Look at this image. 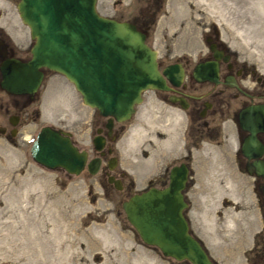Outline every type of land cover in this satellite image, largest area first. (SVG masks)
I'll use <instances>...</instances> for the list:
<instances>
[{
	"label": "rangeland",
	"instance_id": "obj_1",
	"mask_svg": "<svg viewBox=\"0 0 264 264\" xmlns=\"http://www.w3.org/2000/svg\"><path fill=\"white\" fill-rule=\"evenodd\" d=\"M112 5L113 0H98L96 7L112 17ZM14 21L25 25L16 9L0 14V24ZM209 25L225 40L230 25L236 30L239 25H261L264 36V0H165L150 29L149 44L159 58L167 50L173 55L193 52L204 48ZM23 30L29 36L28 27ZM48 72L30 105L38 108V114L31 112L32 107L20 111V134L14 140L0 134V263L191 264L165 257L145 244L122 209V201L144 190L149 181L166 184L170 167L184 160L190 169L183 191L189 230L215 264H230L228 232L245 213L251 214V201L244 175L230 170L224 152L211 144H190L184 135L185 114L157 103L156 93L147 90L135 113L120 126L116 170L126 173L122 190L108 184L101 170L74 175L47 169L30 155L42 126L70 131L75 144L90 157L95 152L92 137L105 121L83 103L71 82ZM209 223H214L213 230ZM214 234L227 237L216 240Z\"/></svg>",
	"mask_w": 264,
	"mask_h": 264
},
{
	"label": "water",
	"instance_id": "obj_2",
	"mask_svg": "<svg viewBox=\"0 0 264 264\" xmlns=\"http://www.w3.org/2000/svg\"><path fill=\"white\" fill-rule=\"evenodd\" d=\"M96 5L97 0H19V17L34 40L31 58L4 60L1 86L15 94H34L42 81V68L60 73L73 84L85 105L106 118L110 133L114 123L132 117L136 105L143 101V92L166 89V79L176 84L182 70L177 66L160 70L157 51L146 42V35L134 23L100 14ZM204 66L196 67L195 76ZM101 130L96 129L92 138L93 148L99 152L95 158L88 160V151L73 143L69 131L50 125L38 131L30 155L47 169L60 168L78 175L86 167L94 175L105 154ZM116 163V157L109 158L108 169L113 170ZM188 177L185 163L174 165L166 186L130 195L122 201V209L140 239L158 248L163 256L191 264H215L189 231L183 193ZM107 180L116 190L122 189L120 179L108 175Z\"/></svg>",
	"mask_w": 264,
	"mask_h": 264
},
{
	"label": "flooded vegetation",
	"instance_id": "obj_3",
	"mask_svg": "<svg viewBox=\"0 0 264 264\" xmlns=\"http://www.w3.org/2000/svg\"><path fill=\"white\" fill-rule=\"evenodd\" d=\"M18 1L0 0V14L5 9L13 14ZM164 6L165 0H113L115 16L112 18L134 23L146 35L149 44L150 29ZM125 14L129 16H123ZM13 23L0 24V134L9 140L19 136L20 111L32 107L30 105L38 91L34 94H15L1 86V64L4 60L16 58L27 61L31 58L30 49L34 40L30 33L27 36L24 32L26 25ZM260 26L239 25L236 30L235 26L230 25L225 40L216 27L209 25L203 36L204 48L175 55L167 50L160 58L157 53L158 68L180 67L182 78L176 84L166 79L167 88L164 90H150L156 93L157 103L168 104L176 113L185 114L184 135L190 144L213 145L221 154L224 152L225 159L232 164V172L244 175L245 186L250 193L251 214L245 213L244 220L236 222L237 226L234 224L233 231L228 232L231 234L226 242L230 264H264V36H261ZM26 39L29 40L28 44ZM199 64L205 66L197 77L194 73ZM42 71L41 84L48 71L52 70L42 68ZM37 110V107H32L31 112L38 114ZM123 123H114L112 131L108 133L105 118L96 128H102L100 134L105 137V154L101 156L100 170L106 182L112 186L113 183L107 180L108 175L120 179L122 189L126 173L116 170V142ZM108 149H111V153H108ZM97 156L99 152L95 151L88 159ZM111 157H116L117 161L113 170L107 167ZM181 163L189 168L184 160L172 166ZM167 183L168 180L166 184L149 181L144 190L152 186L164 187Z\"/></svg>",
	"mask_w": 264,
	"mask_h": 264
},
{
	"label": "bare ground",
	"instance_id": "obj_4",
	"mask_svg": "<svg viewBox=\"0 0 264 264\" xmlns=\"http://www.w3.org/2000/svg\"><path fill=\"white\" fill-rule=\"evenodd\" d=\"M226 191H227V190H226ZM211 221H212V219H211ZM213 224H214V223H209V228H210V229L214 226ZM216 226H218V225H216ZM217 229H218V228H217ZM211 230H213V229H211ZM212 232H213V231H212ZM217 232H219V231H217ZM217 232H216V233H217ZM214 235H216V234H214ZM223 236H224V237H227L226 234H224V235H221V234L219 235V234H217V235L215 236V238L217 237L216 240H217L218 238H220V240H221V238H223ZM211 237H212V236H211ZM215 238H214V239H215ZM218 240H219V239H218ZM222 241H223V240H222Z\"/></svg>",
	"mask_w": 264,
	"mask_h": 264
}]
</instances>
